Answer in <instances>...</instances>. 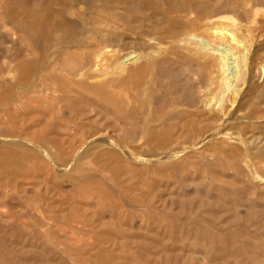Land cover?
Returning a JSON list of instances; mask_svg holds the SVG:
<instances>
[{
    "label": "rangeland",
    "instance_id": "1",
    "mask_svg": "<svg viewBox=\"0 0 264 264\" xmlns=\"http://www.w3.org/2000/svg\"><path fill=\"white\" fill-rule=\"evenodd\" d=\"M208 3L264 19V0H0V264H264V34L229 13L190 31Z\"/></svg>",
    "mask_w": 264,
    "mask_h": 264
},
{
    "label": "bare ground",
    "instance_id": "2",
    "mask_svg": "<svg viewBox=\"0 0 264 264\" xmlns=\"http://www.w3.org/2000/svg\"><path fill=\"white\" fill-rule=\"evenodd\" d=\"M229 3H231V2H229ZM246 5L247 4L240 5V6H234V7H232V5H231V6L227 7V6L221 5L220 3L200 4L198 6L200 11L196 12L198 14H195L193 17L186 18V22H187L186 27H188V29L190 31L201 30L203 28L204 20L207 23H209V22L211 23L214 21V19H217L216 17H218L219 15L229 13L231 20L233 21L234 26L235 25H239V26L245 25L246 33L248 35L255 36V34H258V35L264 34V19H261V18L256 19V16H254V18L251 19L250 12H248V10L246 9V7H247ZM212 31H214V29L211 30V34H215ZM222 34H224V33H222ZM228 35H229L228 37H231V34H228ZM193 38H194L193 35H189L187 41H194ZM157 40H159V42L161 43V39L157 38ZM195 40H197V39L195 38ZM198 40H200V39H198ZM164 44H166V42ZM202 44L203 45L199 48L200 51L197 54H199L200 56H203L205 60H209L211 58L210 53H209V50L212 49L211 45L208 43H202ZM214 50L219 55H221L223 59H225L222 64L225 67L226 78L229 81L228 86L226 87V91H229V89L233 86L235 81H239V79L241 78L239 66L236 63V60L233 57L232 52L229 50V48L227 46L219 45V46H216L214 48ZM104 53H105V51H103L102 53L97 55V57L95 58V61L94 62L92 61V62L96 65L98 63V59L101 58L99 56L103 55ZM137 56H138L137 54L131 53L128 56H126L124 59L121 60V64L129 66L131 63H133L137 60ZM90 63H91V61H90ZM86 66H88V64L87 65L84 64L82 67L86 68ZM208 82H209L208 84H210V85L213 84L212 81H210V80ZM114 86H115V83H109L108 82L106 84L100 85L99 88L105 89L106 91L107 90L109 91L110 90L109 88L114 87ZM199 105L193 108L192 119H193V117L194 118L200 117V115L198 114ZM199 119H197L198 122H199ZM203 121L204 120H202V122ZM205 121L208 122L207 120H205ZM204 124H205V122H204ZM196 125H197V122L194 123V121H192V120L190 122H186L181 127L182 130H181L180 135L181 136L183 134H184L183 136L199 135V133L203 129H201V127L199 125H198V127ZM207 126L208 125H206V127ZM202 127H204V125ZM202 133H204V132H202Z\"/></svg>",
    "mask_w": 264,
    "mask_h": 264
}]
</instances>
